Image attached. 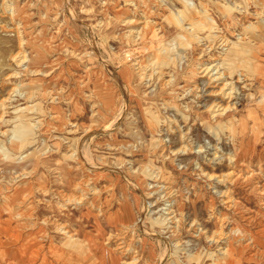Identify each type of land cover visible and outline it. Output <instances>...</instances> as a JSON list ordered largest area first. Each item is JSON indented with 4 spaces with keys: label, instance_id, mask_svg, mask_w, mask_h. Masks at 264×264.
Returning a JSON list of instances; mask_svg holds the SVG:
<instances>
[{
    "label": "rangeland",
    "instance_id": "obj_1",
    "mask_svg": "<svg viewBox=\"0 0 264 264\" xmlns=\"http://www.w3.org/2000/svg\"><path fill=\"white\" fill-rule=\"evenodd\" d=\"M263 193L264 0H0V264H264Z\"/></svg>",
    "mask_w": 264,
    "mask_h": 264
},
{
    "label": "bare ground",
    "instance_id": "obj_2",
    "mask_svg": "<svg viewBox=\"0 0 264 264\" xmlns=\"http://www.w3.org/2000/svg\"><path fill=\"white\" fill-rule=\"evenodd\" d=\"M194 27V26H193ZM135 33H137V37L140 35V32L139 31H135ZM253 35V34H252ZM222 36V35H221ZM249 36V35H248ZM240 37V36H239ZM225 38V37H224ZM228 40V39H227ZM207 41V40H206ZM205 41V42H206ZM213 41V40H212ZM230 42V41H229ZM228 41H226V39H222L220 40V43L218 45H222V46H227L229 44ZM222 46L220 47L221 51L222 50H226V49H223ZM210 47H212L210 45ZM207 48V47H206ZM237 51V50H236ZM222 53V52H221ZM238 54H240L239 50H238ZM214 55V54H213ZM222 55V54H221ZM211 56V55H210ZM219 58L217 57H212L211 61L209 62V64H206L205 66H201L200 69H199V72L197 73H200L202 77H206L204 80H203V83L201 84L202 86L199 88V92L201 93L199 96H210L212 98V102L210 103L209 105V109L207 110H211V116L212 117H218L219 115L221 114H224V112L226 111H229L233 108V105L234 103L232 102V100L235 98V94H236V87H235V84H233V82L231 80H226L223 82V78H224V72L223 71V68H222V63H221V60L218 61ZM20 60V59H19ZM18 60V61H19ZM25 60L22 58L19 63L21 62H24ZM134 69L137 70V72H140V75L144 74L145 77L149 76V75H146V73H144V69L141 68V66L137 63V62H134L132 63ZM226 66V65H225ZM227 67V66H226ZM228 69V68H227ZM231 71V70H229ZM228 71V72H229ZM234 72V71H233ZM229 74V73H228ZM244 75V74H243ZM246 75V74H245ZM247 76V75H246ZM146 77V78H147ZM238 77V75H237ZM249 79V78H248ZM246 79H244V77L242 79H240V81H244ZM249 83V82H248ZM239 84V83H238ZM251 84V83H250ZM18 85V84H17ZM250 87V86H249ZM15 90V88H13ZM198 96V95H197ZM225 100H227L225 102ZM2 104V103H1ZM225 115V114H224ZM223 118V117H222ZM216 119V118H215ZM223 120V119H222ZM90 132V131H89ZM81 140V139H80ZM214 151V150H213ZM179 154V153H178ZM217 155V154H216ZM231 156V155H230ZM216 157H219V156H216ZM220 158V157H219ZM234 156H232V159L230 158V162H232V168L225 174H219V175H216V177H224L223 178H219L218 181L219 182H224V180L228 179L229 181H231L232 183H238V182H242V183H245L246 185L249 184L251 181H252V173L251 174H246L244 176H242V173L244 172V162H241L239 165H236L235 163V160H234ZM212 159V158H210ZM222 159V158H221ZM206 160V159H205ZM235 162V163H233ZM248 166V165H247ZM253 170V169H252ZM250 173V172H249ZM204 175V174H203ZM206 175H209L208 177H210L212 174H209L207 173ZM207 179V178H206ZM209 179V178H208ZM254 179V177H253ZM213 180V179H212ZM228 181V182H229ZM255 183V181H254ZM218 184V183H217ZM227 185V184H226ZM248 187V186H247ZM159 188V187H158ZM168 189V188H167ZM224 189V188H222ZM244 189V188H243ZM254 189V188H253ZM251 189V190H253ZM258 189V188H257ZM154 190V189H153ZM250 190V189H249ZM232 191V190H231ZM245 191V190H244ZM228 192V191H227ZM248 192V191H247ZM246 192V193H247ZM157 193V192H156ZM227 194V193H226ZM264 194V193H263ZM230 195V194H229ZM165 196V195H164ZM228 196V195H227ZM258 196V195H257ZM163 197V195H162ZM259 197V196H258ZM233 198V197H232ZM236 198V197H235ZM231 199V198H230ZM263 200V199H262ZM261 200V201H262ZM165 201V200H164ZM169 201V200H168ZM230 201V200H229ZM169 205V204H168ZM167 209V216L166 218L169 219V220H172V222L175 220L176 216L174 214V209L171 210L170 207L166 208ZM234 209V208H233ZM250 211V210H248ZM128 214V213H127ZM165 221V220H164ZM175 226V225H174ZM166 228V227H165ZM201 231V230H199ZM67 233V232H66ZM219 235V234H218ZM219 237V236H218ZM222 237V236H221ZM211 238V237H210ZM223 240V239H222ZM212 241V240H210ZM225 242V241H224ZM252 242V241H251ZM124 243V242H123ZM229 243V242H228ZM167 244V242H166ZM8 245V244H6ZM35 246V245H34ZM225 247H228V246H225ZM10 248V247H9ZM20 253H19V257H18V261L21 263V264H33L35 262V258L36 256L34 257L33 256V252L30 253V255H27L26 252L28 250L32 251V248H28V244H25L24 246L21 245L20 246ZM36 248V247H35ZM164 248H165V245H164ZM168 248V247H167ZM223 249V253H227V250L228 249H224L223 247L221 248ZM36 250V249H35ZM42 250V249H41ZM166 250V249H165ZM126 251V249H125ZM29 253V252H28ZM44 253V252H43ZM167 254V253H166ZM46 255V254H45ZM57 256V255H56ZM165 256V255H164ZM3 257V256H2ZM64 259V258H63ZM45 261V259H43ZM58 260V258L56 259ZM60 260V259H59ZM44 261L40 262L39 264H46L44 263ZM65 262V261H63ZM2 263V262H1ZM58 263V262H57ZM62 263V262H61Z\"/></svg>",
    "mask_w": 264,
    "mask_h": 264
}]
</instances>
